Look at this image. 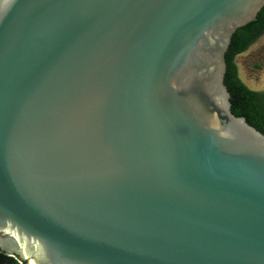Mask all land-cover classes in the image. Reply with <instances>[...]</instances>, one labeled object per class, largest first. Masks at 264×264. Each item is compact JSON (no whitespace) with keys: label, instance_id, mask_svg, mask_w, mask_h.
I'll return each instance as SVG.
<instances>
[{"label":"water","instance_id":"95a60500","mask_svg":"<svg viewBox=\"0 0 264 264\" xmlns=\"http://www.w3.org/2000/svg\"><path fill=\"white\" fill-rule=\"evenodd\" d=\"M263 5L0 0V251L264 264V133L224 83Z\"/></svg>","mask_w":264,"mask_h":264},{"label":"trees","instance_id":"16d2710c","mask_svg":"<svg viewBox=\"0 0 264 264\" xmlns=\"http://www.w3.org/2000/svg\"><path fill=\"white\" fill-rule=\"evenodd\" d=\"M264 32V5L255 20L238 27L232 34L225 53L224 83L230 92L231 111L244 116L247 122L264 133V91L248 87L239 77L234 57L246 50ZM0 264H27L18 256H8L0 251Z\"/></svg>","mask_w":264,"mask_h":264},{"label":"rangeland","instance_id":"374dc122","mask_svg":"<svg viewBox=\"0 0 264 264\" xmlns=\"http://www.w3.org/2000/svg\"><path fill=\"white\" fill-rule=\"evenodd\" d=\"M234 61L240 79L248 87L264 91V32L246 50L237 54Z\"/></svg>","mask_w":264,"mask_h":264},{"label":"bare ground","instance_id":"6f19581e","mask_svg":"<svg viewBox=\"0 0 264 264\" xmlns=\"http://www.w3.org/2000/svg\"><path fill=\"white\" fill-rule=\"evenodd\" d=\"M28 261H29V264H35L34 261H33V259H31V258L28 259Z\"/></svg>","mask_w":264,"mask_h":264}]
</instances>
